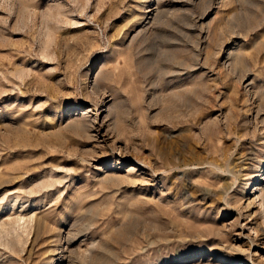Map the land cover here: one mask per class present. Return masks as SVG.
<instances>
[{"label": "rangeland", "instance_id": "374dc122", "mask_svg": "<svg viewBox=\"0 0 264 264\" xmlns=\"http://www.w3.org/2000/svg\"><path fill=\"white\" fill-rule=\"evenodd\" d=\"M261 199L264 0H0V264H264Z\"/></svg>", "mask_w": 264, "mask_h": 264}, {"label": "bare ground", "instance_id": "6f19581e", "mask_svg": "<svg viewBox=\"0 0 264 264\" xmlns=\"http://www.w3.org/2000/svg\"><path fill=\"white\" fill-rule=\"evenodd\" d=\"M261 205L264 207V200L263 199H261Z\"/></svg>", "mask_w": 264, "mask_h": 264}]
</instances>
